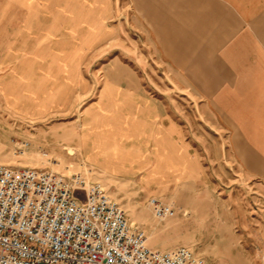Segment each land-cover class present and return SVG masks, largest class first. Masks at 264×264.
Wrapping results in <instances>:
<instances>
[{"label":"rangeland","instance_id":"obj_1","mask_svg":"<svg viewBox=\"0 0 264 264\" xmlns=\"http://www.w3.org/2000/svg\"><path fill=\"white\" fill-rule=\"evenodd\" d=\"M3 3L0 0V24ZM120 17L126 24L120 29L122 41L118 37L114 41V19L109 15L106 28L95 29L106 42H97L94 48L78 43L85 29L74 28L73 47L83 57L74 75L46 70L43 60L25 69L20 60L12 59L49 56L56 42L43 41L63 39L65 32L52 28L41 34L37 27L0 26V164L81 175L99 183L129 222L145 232L146 244L153 250L185 247L205 264H264V180H251L237 170L223 153L224 139L199 120L189 98L169 91L162 76L134 75L133 85L126 86L113 73L115 64L129 73L135 67L130 60L131 47H136L130 43L128 13L122 11L115 20ZM21 39L28 43L15 42ZM42 46L50 51H39ZM141 62L145 72L150 61ZM39 63L43 69H37ZM116 90L130 94L122 110L133 108L136 101L145 103L146 117L139 114L137 120L151 128L154 120L159 121L170 128L169 135L133 132L131 116L116 113ZM85 135H93V140L96 135L117 140L118 135L138 151L150 153V163L139 169L134 162L133 169L125 167L115 176L86 153L90 146L78 144ZM150 199L172 205L174 215L157 220Z\"/></svg>","mask_w":264,"mask_h":264},{"label":"crops","instance_id":"obj_2","mask_svg":"<svg viewBox=\"0 0 264 264\" xmlns=\"http://www.w3.org/2000/svg\"><path fill=\"white\" fill-rule=\"evenodd\" d=\"M122 1L128 9L122 7ZM122 11L128 13L130 43L136 47H131L130 54L135 73L118 64L113 73L126 86L133 85L134 75L162 76L169 91L189 98L199 120L213 135L224 139L223 153L237 170L251 180H264V0H5L0 26L37 27L41 34L52 28L65 32L63 39L43 41L47 45L56 42L49 56L12 59L20 60V68L25 69L34 65L33 61L43 60L46 70L74 75L75 70L80 71L77 66L83 58L75 53L79 48L73 47L74 28L85 29L78 43L94 48L97 42H106L104 34L95 29L106 28L104 21L112 15L114 41L117 37L122 41L120 29L126 24L121 17L115 20ZM15 42L28 43L23 39ZM39 51L46 53L50 47L42 46ZM144 60L150 63L145 72ZM42 66L39 63L36 68ZM129 96L116 90L114 103L118 115L133 119V132L140 129L142 133L148 130L154 135H169L170 128L159 121L154 120L151 128L137 120L139 114L146 117L145 103L136 101L133 108L122 110ZM92 136L85 135V141L78 144L85 149L90 146L86 153L115 176L125 167L133 169L134 162L139 169L150 163L151 154L138 151L129 140L118 139V135L117 140L112 135H96L93 140Z\"/></svg>","mask_w":264,"mask_h":264},{"label":"built area","instance_id":"obj_3","mask_svg":"<svg viewBox=\"0 0 264 264\" xmlns=\"http://www.w3.org/2000/svg\"><path fill=\"white\" fill-rule=\"evenodd\" d=\"M154 218L172 205L150 199ZM99 183L0 164V264H205L185 247L158 251Z\"/></svg>","mask_w":264,"mask_h":264},{"label":"bare ground","instance_id":"obj_4","mask_svg":"<svg viewBox=\"0 0 264 264\" xmlns=\"http://www.w3.org/2000/svg\"><path fill=\"white\" fill-rule=\"evenodd\" d=\"M132 224V226H134V224L133 223H131Z\"/></svg>","mask_w":264,"mask_h":264}]
</instances>
